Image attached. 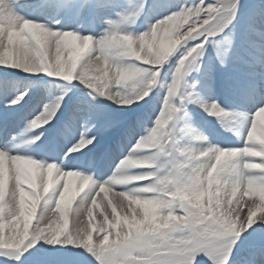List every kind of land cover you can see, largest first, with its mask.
<instances>
[{"label": "snow or ice", "instance_id": "obj_1", "mask_svg": "<svg viewBox=\"0 0 264 264\" xmlns=\"http://www.w3.org/2000/svg\"><path fill=\"white\" fill-rule=\"evenodd\" d=\"M77 4L81 17L85 12L97 19L116 13L120 20H110L111 30L94 38L29 19V12L40 7L36 0H10L7 9L0 8V68L46 74L66 82L78 79L99 98L122 108L147 105L157 85L167 88V95L160 99L154 126L117 164L112 176L101 181L82 165L65 168L82 160L98 143L97 136L89 135L91 130L106 132L121 123L107 120L94 103L97 96L90 92L91 101L74 107L58 133L68 139L83 127L79 140L69 142L59 161L55 157L41 161L13 155L9 148L16 137L6 126L5 113L21 107L28 93L9 97L0 92V264H34L36 254L45 250L38 241L57 245L62 237L84 251L75 257L58 256L72 249L51 247L47 251L54 255L43 264H90L89 256L96 264H202L201 257L210 264H264V239L243 260L236 258L248 237L264 233V214L253 227L257 213H264V127L257 136L264 117V0L248 11L247 51L243 42L237 44L245 0H200L199 4L192 0L191 6L181 0H140L130 13H125L123 0H77ZM144 16L159 18L142 34L123 30V25L135 24ZM182 47L173 80L162 84L164 66ZM210 47L215 57L205 71L204 58ZM214 62L225 69L235 63L249 69L241 79L230 77L224 87L242 96L253 110L259 109L254 118L247 111L225 109L219 99H213L217 95ZM193 72L199 75L195 82ZM124 88L130 90L128 95L117 90ZM67 98L65 93L55 104L43 105L26 122L25 134H30L26 142L33 149H44L47 129L60 119ZM189 106L215 118L242 146L222 149L198 134L196 140L205 143L206 149L194 152L184 147L177 133L191 127ZM151 118V111L137 117L114 147L123 151L137 128ZM231 120L240 127L233 128ZM182 121L184 128H178ZM153 150L154 156L145 155ZM108 151L100 153V158ZM161 155H167L168 161L157 169L155 161ZM74 181L80 186L74 187ZM85 186L90 190L76 206V231L67 232L69 211ZM102 193L106 200L99 226L102 235L94 241V212L101 207ZM109 193L112 199L107 198ZM253 197L258 199H246ZM9 228L13 235L6 240Z\"/></svg>", "mask_w": 264, "mask_h": 264}, {"label": "rangeland", "instance_id": "obj_2", "mask_svg": "<svg viewBox=\"0 0 264 264\" xmlns=\"http://www.w3.org/2000/svg\"><path fill=\"white\" fill-rule=\"evenodd\" d=\"M140 2V0H123V3L126 5L125 13H130L135 10L136 5ZM181 2H187L191 6L192 0H181ZM209 3H212L213 0H208ZM196 4L200 3V0H195ZM259 7V0H245V15L242 17L241 21L237 25V44L240 45L241 42L244 43L245 51H247V42L249 39V35L247 33V27L249 24V16L248 11L258 8ZM85 14H88V12H85ZM158 16H144L142 17L138 22L135 24H126L123 25V30L135 34H142L148 30L147 20L151 22V24L155 23V20H157ZM113 20L116 22H119L120 16L116 13L113 14ZM93 35V34H91ZM94 38H97L96 35H93ZM219 40L220 37H217ZM184 49L183 47L179 49L178 53L171 58V62L164 66V69L161 73V83L162 84H170L171 81L174 78V72L177 67V62L181 58L180 54L183 53ZM215 57V50L214 48H209L208 53L206 54L204 61H205V71L207 70V62ZM131 61H125V63H130ZM197 63H200V60L196 61ZM79 70V68H78ZM249 69L243 64V63H235L231 67L225 69L219 65L218 62H214V75L216 77V83L217 88L216 92L217 95L213 97V99H219L220 102L223 104L225 109H228L230 111H247L252 112L254 111L251 107L247 108L245 105V102L240 95H233L230 92L226 90L224 87V84L226 81L231 77L234 80L241 79L246 72ZM45 78H49L50 80H53L55 82L56 87V93H48L46 101L49 102H55L58 100L59 97L63 96L65 93H68V98L66 99L65 105L63 110H66L70 106L74 105L75 103H86L88 101L92 100V96L89 95L91 92L92 95H95L98 97L94 103H96L99 106V109L101 113L107 118V120H114V121H120L121 123L117 127H113L110 130L106 132L98 133V137L101 139L111 140L113 136H116L117 134L124 133L125 129L128 127L129 124L134 123L136 121V118L139 116L144 115L145 113H148L151 111L152 118L146 119L144 124L137 128L136 134L130 138V142H126L123 151L118 155L116 160L121 161L123 158H125L130 151V146L133 142V140L137 141L147 135V130L151 129L154 124L153 121L157 118L156 111L161 107L160 105V99L162 97H166L167 95V88L161 87L159 85L154 87V90L152 91L150 97H149V103L147 105L141 103V104H134L131 108L127 107H119L115 103H113L110 100H107L106 98H99V94L95 93L94 90L89 91H83L86 90L84 87L76 83V80L71 82L63 81L59 78L55 77H48L46 74H43ZM197 79H199V75L195 72L192 73L191 80L192 82H195ZM5 81V83H3ZM2 82V83H1ZM7 82L14 85V89L9 93V97L11 96H17L22 95L23 93H28V100H26L21 107H18L16 109H24L29 104V102L37 96V93L42 91L44 86H40V80L33 78V77H27L22 76L18 73L13 75H0V87L6 84ZM122 91V94L128 95L129 89H117ZM37 91V93L35 92ZM186 92L189 90H185ZM82 94L80 95V93ZM112 92V89H110V93ZM50 94V95H49ZM81 97V99H80ZM84 97V98H83ZM30 98V99H29ZM86 98L88 100L86 101ZM179 95L175 98V102L179 103ZM45 100L43 102H46ZM85 101V102H84ZM113 103V104H112ZM43 103H40V107H43ZM83 105V104H81ZM247 108V109H246ZM38 111V110H37ZM259 111V109H257ZM189 112L191 113L192 119L190 121H187L188 124L191 125L190 128H185L183 133H177V139H180L181 144L184 147H191L192 149H196L197 151L204 150L207 148V145L203 142L196 140V135L198 134H204L208 137L209 142L212 146H218L222 149L227 148L229 146L233 147H240L242 146V141H240L232 132L226 131L224 127L221 126L220 123L217 122L215 118H212L208 115H206L202 110H200L198 107L195 106H189ZM8 113V112H7ZM35 114L29 115L28 118H31L32 116L36 115V110L34 112ZM11 112L6 116L8 119L11 118ZM27 118V119H28ZM106 122V121H105ZM102 121V123H105ZM233 128H239L240 123L236 120L230 121ZM185 122H180L177 127L178 128H184ZM17 127L19 129L23 128L21 124H19ZM261 127H264V119L259 122L258 129H257V136L260 135V129ZM94 130H100L99 128ZM14 135V132H13ZM120 135V136H122ZM58 136V135H57ZM74 141V140H73ZM71 141V142H73ZM69 144V142H66L65 144H61L59 139L55 141L56 148L59 149V151L62 152V150L65 149V147ZM134 146V145H133ZM146 156H154L155 151H148L145 153ZM206 159V158H205ZM100 160V159H98ZM81 161H84V158H82ZM168 156L167 155H161L160 157H157L155 163L157 169L164 167V165L167 164ZM72 161L71 164H75ZM116 163V161H115ZM99 166V165H98ZM101 168V175L100 178H105L110 175V167H106L103 165L99 166ZM140 172L146 171V170H139ZM164 173H161L163 175ZM136 183H143V182H136ZM134 188L133 186H129V190H132ZM251 202V199H258V197L253 198H246ZM101 202V201H100ZM98 202V203H100ZM235 203V202H233ZM244 210L246 211L247 208L245 207ZM99 212V211H98ZM96 213V210L94 214ZM264 213H257V220L256 224L253 225V227H257L260 223V217L259 215ZM37 215H39V210H37ZM86 215V214H85ZM87 216V215H86ZM35 224V219L33 220V225ZM99 230V229H98ZM31 231V229H30ZM115 234V231L113 230V235ZM13 233L11 232V229L5 230V239L9 240ZM102 235V233L98 234L97 236ZM93 237V240L95 241L96 237ZM252 240L249 241L248 244L244 245L243 248L237 253V260H243L246 255L249 253V250L258 247L261 240L264 239V233L256 232L252 236ZM249 238V237H248ZM37 244H44L45 250H42L41 252L37 253L34 257V264H43L44 261H46L49 257L53 256V253H50L47 251L48 248L55 247V248H71V253H58L55 255L58 256H72L75 257L77 252L84 251V249L80 248L77 245L68 244L66 239H60V242L57 245H48L45 240L38 241ZM90 264H96V261L92 259L89 256ZM202 264H206L208 262L207 259L204 257H201Z\"/></svg>", "mask_w": 264, "mask_h": 264}, {"label": "bare ground", "instance_id": "obj_3", "mask_svg": "<svg viewBox=\"0 0 264 264\" xmlns=\"http://www.w3.org/2000/svg\"><path fill=\"white\" fill-rule=\"evenodd\" d=\"M36 2L40 7L37 10L30 11L28 14V18L32 19L34 21H37V22H43L47 25H50L51 27H53L55 29L62 30V31H73V30H75V31H79L80 33H83L84 35L92 33V34L96 35L97 38H99L104 33L111 30V25L109 24V21L110 20L114 21L113 20V14L114 13H105L99 19H97L94 16V14L87 15L84 13V15L81 17L79 15L77 0H36ZM80 2L82 3L83 0H80ZM155 22H156V20H155ZM150 23L151 22H149L147 20L148 26ZM16 73H18L22 76L33 77V78L39 79L40 80V86H44V88L42 91H40L38 93H37V91H35L37 93V96H35L31 100L30 105H28V107L26 109H24L22 111H18L15 113V116H14L15 119L8 120L5 118L6 126H7L8 130L11 131L12 133L14 132V136L16 137V139L13 140L11 144H9V148L12 150L13 155H15L17 153L25 154V155H28L30 157H35L41 161L46 160V159L51 161V159L53 157H55L57 159V161H59L60 159H62V153L65 149L62 150L61 154H59V152L55 153L56 147L50 146L52 143H45V147L43 150L33 149L32 146L26 142L30 138V134H28V135L25 134L26 122L33 117L32 116L31 118H28L29 115L35 114L34 113L35 110L37 112L36 115L40 113V111L42 110V107L39 106L40 103H43L44 105L45 104H55V102L46 101V99H47L46 97H47L48 93H50V94H52L54 92L56 93V89L58 87H56L55 82H53V80H50L49 78H45L43 76V74L32 75V74L24 73L21 70H12V69L0 68V75H5V74L6 75H8V74L13 75ZM3 83H5V81H3ZM76 83L81 85L79 83L78 79L76 80ZM81 86L84 87V89H86L83 91H89V89H87L85 86H83V85H81ZM13 89H14V85L7 82L6 84H4L3 86L0 87V92H6L7 96H9V93ZM81 94H82V92L80 93V95ZM17 96H19V95H17ZM11 97H14V96H11ZM26 98H28V95H27V97H25V101L28 100ZM80 99H81V97H80ZM44 100L46 102H43ZM87 100H88V98H86V101ZM81 104H85V103H75L74 105L70 106L66 110L62 109L60 119L58 121H56L53 125V131L50 128L47 129V137H51V142L54 139L52 137L54 130H58V133H59L66 116L73 110L74 107L81 106ZM246 106L250 107L249 105H246ZM255 112H256V110H254L252 112L250 111V112H248V114L252 115L254 118ZM19 124H21L23 128L19 129V127H17ZM40 131H44V129L42 128V129H40ZM84 131H85V129L83 127H81L79 129V132H84ZM79 132L75 136H70L68 139H62L59 136H57L54 141H57L59 139L61 144H65L66 142H70L73 140H74L73 142H76L80 138ZM98 133H101V131L93 129L89 132V135L90 136H97ZM120 135H122V134H120ZM120 135H118L113 140L112 145H110L111 149H110V151H108V154L105 157L106 158L105 159L106 160V163H105L106 166L109 167L112 165V168L110 169V175L108 177L112 176L117 164L120 162V161L116 160V158L118 157V155L122 151H120L114 147V145L116 144V141L120 139V137H121ZM104 140L105 139H101L100 137H98V143L95 146L96 147L98 145L104 146L103 147L104 149H101V151L105 152V149H108L109 145H107ZM136 142H137V138H136V140H133V142L130 146V150L133 147V145H135ZM96 147H94V148H96ZM101 151L98 150V151H94L93 153H91L93 155L92 160H89L88 156H90V155L87 154L86 160L84 162L77 160L79 163L72 164V165H66L65 168L69 169L73 165H82L85 172L94 171L97 174V178L100 179L101 181H103V180L107 179L108 177L100 178L102 170L101 169L99 170L98 167L94 168V164H96V161L99 159V156H100L99 154L101 153ZM102 161H104V160H102ZM115 161H116V163H115ZM6 165H7V162H6ZM62 182L63 181H61V183ZM79 186H80L79 181H74V187H79ZM89 190H90V186H85L83 188V191L80 192L79 195H77L75 201L73 202L72 207L69 211V215H68V224L66 226L67 232H75L76 231V220H75L76 206L79 203L84 202L82 196L83 195L86 196L88 194L87 191H89ZM104 196H105V194L102 193L101 194L102 199L100 200L101 202L98 201V202H100L101 207L97 208L96 213L94 214L93 223L96 225V231L93 232V237H95L101 233L100 230H98V229H99V226L102 223V219H103V217H102V213L104 212L103 204L106 203V200L103 199ZM48 198L51 199V194L49 195ZM107 198L112 199L113 198L112 193L107 194ZM6 199H7V196H6ZM37 210H39V208ZM108 211H110V208L108 209ZM120 211H123V210L121 209ZM83 220L85 223H87V216L86 215H84ZM63 239H65V238H63ZM251 240H252V237H249L244 242V244L242 245V248L244 245L248 244L249 241H251ZM206 264H210V262L208 261Z\"/></svg>", "mask_w": 264, "mask_h": 264}, {"label": "clouds", "instance_id": "obj_4", "mask_svg": "<svg viewBox=\"0 0 264 264\" xmlns=\"http://www.w3.org/2000/svg\"><path fill=\"white\" fill-rule=\"evenodd\" d=\"M10 4V0H4V3L0 4V8L7 9V7ZM192 151H197L196 149H192ZM173 186L169 185V188L171 189Z\"/></svg>", "mask_w": 264, "mask_h": 264}]
</instances>
